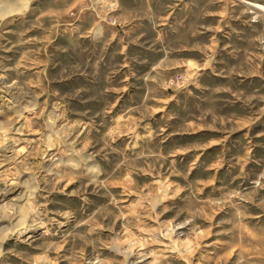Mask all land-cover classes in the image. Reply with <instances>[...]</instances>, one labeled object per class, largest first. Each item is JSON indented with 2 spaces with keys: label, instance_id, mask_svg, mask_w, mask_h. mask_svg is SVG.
I'll use <instances>...</instances> for the list:
<instances>
[{
  "label": "rangeland",
  "instance_id": "obj_1",
  "mask_svg": "<svg viewBox=\"0 0 264 264\" xmlns=\"http://www.w3.org/2000/svg\"><path fill=\"white\" fill-rule=\"evenodd\" d=\"M253 5L0 0V264H264Z\"/></svg>",
  "mask_w": 264,
  "mask_h": 264
},
{
  "label": "bare ground",
  "instance_id": "obj_2",
  "mask_svg": "<svg viewBox=\"0 0 264 264\" xmlns=\"http://www.w3.org/2000/svg\"><path fill=\"white\" fill-rule=\"evenodd\" d=\"M254 6V5H253ZM256 9L258 8V9H260V10H262V11H264V9L263 8H261V7H259V6H254ZM9 8V7H8ZM2 13V12H1ZM10 12H7V14H9ZM11 14V13H10ZM2 91V90H1ZM11 91V90H10ZM8 95V94H7ZM20 104V103H19ZM25 113V112H24ZM23 125V124H22ZM16 126V125H15ZM20 126V125H19ZM16 129V128H15ZM17 130V129H16ZM17 132V131H16ZM5 148V151L6 152H4V154L0 157V170L3 168V167H5V166H7L8 165V167H9V164L11 163V161L15 158V153L13 152V147H12V143L10 144V142H9V145H6V147H4ZM54 157V156H53ZM47 158V157H46ZM51 158V157H50ZM16 159H17V157H16ZM15 159V160H16ZM53 159V158H52ZM2 170H4V169H2ZM49 172V171H48ZM3 172H1V174H2ZM2 178V177H1ZM0 178V201H2L3 199H6V198H8V197H10V196H13L14 194H20L21 192H23V186H22V182H16V181H9V180H3V179H1ZM24 181V180H23ZM26 181V180H25ZM30 182V181H29ZM26 183V182H25ZM31 184V183H30ZM30 187V186H29ZM35 188V187H34ZM25 190V189H24ZM28 191V190H27ZM24 194V193H23ZM22 194H20V196H21ZM26 195V194H25ZM27 195H28V193H27ZM19 196V197H20ZM12 198V197H11ZM10 198V199H11ZM23 198V197H22ZM26 199H27V197H25ZM25 199V200H26ZM8 200V199H7ZM12 200V199H11ZM17 200H19V199H17ZM24 200V199H23ZM27 201H28V199H27ZM9 202V201H8ZM16 202H18V201H15V203ZM14 203V202H13ZM17 204V203H16ZM19 204V203H18ZM10 205H12V203L10 204ZM14 206V205H13ZM31 206V205H30ZM6 207V206H5ZM5 207H4V209H5ZM21 208V207H20ZM3 209V208H2ZM7 209V208H6ZM17 209V208H16ZM5 213V212H4ZM8 215V214H7ZM6 215V216H7ZM10 215V214H9ZM2 216H3V214H2ZM1 216V217H2ZM11 216V215H10ZM13 216L14 215H12L11 217L13 218ZM16 216V215H15ZM14 216V217H15ZM7 217H9V216H7ZM17 217H18V215H17ZM4 219V218H3ZM8 219V218H7ZM6 219V220H7ZM11 219V218H10ZM10 219H9V221H10ZM19 219H20V216H19ZM33 220V219H32ZM6 222L7 224L8 223H10V222ZM54 221V220H53ZM23 222V221H22ZM2 224V223H1ZM21 224V223H20ZM17 225V224H16ZM35 225V224H34ZM37 225V224H36ZM35 225V226H36ZM33 226V225H32ZM34 226V228L33 229H30L29 228V230H27V229H23V228H20L19 230H18V233H19V231H20V233L19 234H21L22 235V237H25L26 239H30V238H32L33 236H34V234H35V232L36 231H38V227H35ZM19 237V236H18ZM175 247V246H174Z\"/></svg>",
  "mask_w": 264,
  "mask_h": 264
},
{
  "label": "clouds",
  "instance_id": "obj_3",
  "mask_svg": "<svg viewBox=\"0 0 264 264\" xmlns=\"http://www.w3.org/2000/svg\"><path fill=\"white\" fill-rule=\"evenodd\" d=\"M76 154H77V153H76L75 148H73L72 151L69 153V155H76ZM65 215H67V214L65 213Z\"/></svg>",
  "mask_w": 264,
  "mask_h": 264
}]
</instances>
